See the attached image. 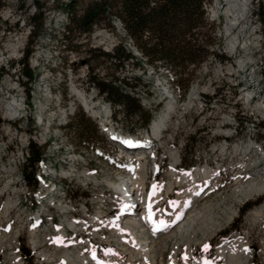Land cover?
Wrapping results in <instances>:
<instances>
[{
  "label": "rangeland",
  "instance_id": "1",
  "mask_svg": "<svg viewBox=\"0 0 264 264\" xmlns=\"http://www.w3.org/2000/svg\"><path fill=\"white\" fill-rule=\"evenodd\" d=\"M28 1L0 0V53L4 55L0 56V69L3 70L0 73V189L5 186L7 189L0 197V264L11 263L7 243L13 244L22 264H59L64 261L66 252L73 256L78 250L85 258L92 247L100 255L114 249L124 261L143 264V257L130 261L129 254L115 239L112 229L126 230V226L121 221L120 224L117 222L123 204L119 190L112 185L124 186L131 168L142 162L148 172V196L159 186L166 187L170 182L168 172L174 167L173 152L176 162H181L178 172L194 167H206L218 172L212 180L209 179L212 181L208 186L209 195L200 197L195 206L199 210H209L207 207L211 206L216 220L221 223L225 214L223 210L238 206L235 190L247 186L252 180V176L243 175V171L248 169L249 172L258 173L264 168V40L259 46L253 37L257 36L258 27L264 32V8L261 7L257 14V4H261L262 0H249L248 15L237 21L232 29L233 35L238 36L240 46L247 43L250 48L248 55H252V59L240 68L236 62L245 58L246 52L240 46L233 51L229 48L232 36L225 33L226 0H212L209 3L206 17L212 28L207 25L203 30L207 29L213 37L210 49L223 53L228 60L219 61L212 54H207L191 75L186 90L177 81L179 74L168 63L156 61L153 66L147 63L132 40L125 37L122 24L115 16L109 17L108 22L98 24L92 32L74 33L66 38V4L70 0H30V9H36L34 14L26 6ZM90 1L93 0H77L76 9L81 11ZM119 42L132 52L133 58L120 67L110 62L94 65L92 73L114 80L125 78L131 82L135 81L134 77H139L140 84L134 91L128 86L122 88L126 92H133L143 109L150 113L151 119L147 125L143 124L141 117H132L122 107H114L88 83L90 66L84 60L87 49L109 51ZM27 49L26 66L33 73L30 80L23 72L25 66L22 57ZM16 80L23 96L15 88ZM193 90L197 94L192 104L187 106ZM77 91L88 105L79 99ZM248 96L251 98L249 101ZM14 100H21V110L13 109ZM170 100L175 102V110L164 126L161 138L156 142L153 140L154 157L150 150L145 155H138L140 151L129 150L123 142L111 138L110 128L121 134L137 136L138 139L143 137L141 139L144 140L147 138L144 136L146 129H150L152 120ZM260 107L262 110L258 111ZM81 114L97 128L94 140L89 145L79 141L78 133L70 125ZM105 123L111 126L105 127ZM32 136L34 140L30 138ZM9 141H14V144ZM26 141L41 149L34 165L36 173L47 174L46 182L59 180V190H42L45 187L43 184L35 187L26 183L22 174L27 158L23 152ZM224 146L229 149L222 153ZM234 146H239L241 151H233ZM26 148L30 149L29 146ZM125 152L128 156L122 157ZM154 167L158 171L151 182L149 175ZM203 182L200 179L197 184L176 186L173 191L154 197L156 219L160 217V210L166 214L172 207L178 209V202ZM98 193L101 196L99 199H103L99 203L96 199ZM171 201L177 204L171 206ZM7 203L11 206L9 211H6ZM245 203H249L250 207L242 211ZM263 203L264 192L251 195L237 207L236 215L227 223L222 222L212 230L211 227V234H203L202 230L208 226L202 229L201 224L197 225L186 239L190 241L189 244L179 242L175 236L167 239L160 264L175 262V255L185 252H195L211 260L207 262L226 263L227 258H222L216 250L222 240L233 238L240 241L237 247L241 248V252L244 255L248 253L249 264H264V211H257ZM100 206L103 214L96 221V217L91 216ZM38 212L44 220L53 222L52 228L55 227V230L64 227V216L66 222L68 219L78 223L84 220L83 225H78L83 229L79 235L67 232L65 240L70 241V245L59 249L54 240L56 231H43L38 227L36 234H31L32 216ZM67 226L69 224L66 223L64 228ZM158 234L153 239L152 235L149 237L159 241L169 235L162 231ZM130 237L129 234L125 235V238ZM32 238L37 240L36 246ZM130 241H126L129 243L126 246L133 245ZM205 245L208 246L207 250ZM196 255L179 264H190Z\"/></svg>",
  "mask_w": 264,
  "mask_h": 264
},
{
  "label": "bare ground",
  "instance_id": "2",
  "mask_svg": "<svg viewBox=\"0 0 264 264\" xmlns=\"http://www.w3.org/2000/svg\"><path fill=\"white\" fill-rule=\"evenodd\" d=\"M248 5H249V0H226V6L224 9V15L226 16V19H227V23L225 26V29H226L225 33H227V35L232 36L229 41V48L231 51H233L234 49L238 48L241 45L239 42L238 36L233 35L232 29L233 27H235L234 25L236 24L237 21L245 18L248 15V9H249ZM240 47H242L243 50L245 49L246 56L245 58H240L237 60L236 65L239 68L242 67L244 64H246L247 61H250L252 59V55H248L250 54L249 45L245 43L244 45ZM247 92L248 91L246 90V93ZM76 93L79 99L80 100L82 99L84 104L88 105L86 104V101L84 100V97L82 96V94L78 91ZM196 94L197 92H195V90H193L190 93L189 100L186 104L187 106H190L192 104ZM243 95L246 97V94H243ZM250 99H251L250 96H248V101ZM174 103L175 102L173 100H170L167 103L166 108H164V110L152 120L150 124L149 132L147 134V138L144 139L145 141L142 139H138L137 137L122 135L121 133H118L114 129L110 128L109 133L111 134V138L115 141L123 142L122 144L123 145L125 144V147L129 150L132 149L134 150V152L140 151L138 155H145L147 150H150V152L153 154V157H154L155 150H154L153 138H157L158 136H160L159 138H161V135L164 131V126L167 124V122L171 118V114L175 110ZM14 106L15 108L13 109L15 111L21 110L22 109L21 100L20 102H17L16 100H14ZM8 107L10 106L8 105ZM261 110H262L261 107L258 108V111H261ZM5 111H6V107H5ZM129 138H132L135 142L138 141L140 145L137 144V145H134L133 147L130 146L129 143H133V142L131 141L127 143L126 139H129ZM232 148H234L233 151L236 150L237 153H238V150L241 149L239 146H234ZM221 149H222L221 152L225 153L227 152L229 148H226L224 146ZM172 158H173V163L175 164L176 162L175 152L172 153ZM247 170L243 171V173H245L243 175H247V177L248 175H251L252 180L247 186L243 185V186H240L239 189L237 188L235 190L236 195H238V200H236L237 201L236 203H238V206L245 199H248L249 197H251V195L257 194V193L260 194L264 192V168H262L261 172H258V173L249 172ZM168 173L170 175L169 184L166 187L159 186L154 191V193L150 194L149 196L147 194V178H148L147 167L145 163H142V162L140 164H137L135 167L131 168V174L128 178L125 179L124 186H119L117 184L112 185L114 186V188H117L119 190V193L121 196V202L123 204L122 212L118 214L119 216L117 217V221L118 220L121 221V224L124 225V227L126 226V230H121L114 226H113L114 229L112 230L114 231L115 239L117 240L119 245L123 247L124 251H126L129 254L130 261L132 260L138 261L143 257L144 259L143 261L145 264H154V263L160 264L161 260L163 259V253L167 247V244H166L167 239L175 236L176 238H179L178 239L179 242L186 241V243L189 244L190 241L186 239L188 238V235L194 231V228L197 225L201 224L202 229L203 227L208 226L207 228L202 230L204 232L203 234L206 235V233L208 232L210 233L211 227H212L211 230L213 229V227H219L222 222L227 223L233 216L236 215L235 213H236L238 206H236L235 208L227 207L225 210H223V213L225 212L224 218L222 217L223 221L219 223V221L216 220V217L213 214L211 206L207 207L209 210L207 209L199 210L195 206L197 201L200 199V197L203 196L204 198L205 196L209 195L210 187L208 186H210L209 184L212 183V181H209V179L211 178L212 180V178L216 176V174L218 173L216 170L207 169L206 167L205 168L204 167L203 168L194 167L192 168V170L178 172V170L172 166V168H170ZM240 174L239 175L242 176V172ZM239 175H238V178L240 177ZM200 179L203 180L204 182L202 184L197 185L195 189H193V191L188 196H186L185 198H182L178 202L179 204L178 209H174L172 207L171 211L166 214L163 213L162 210L158 212L160 214V217L156 219V222L158 223V225L162 222L165 223L166 226L162 230V233H169V235L166 237H163V239L159 241H156L157 239L151 240L149 235H152L151 237L153 239V236H158L159 234L158 232L157 233L151 232L150 228L152 225H148L145 222L144 218L142 217V213L144 211H148L150 213L157 214V212H155L153 207L148 208L147 204L152 202L154 197H159L166 192L168 193V192L173 191L174 187L176 186H182L183 184L185 185L186 183L197 184V182ZM6 191H7L6 186L1 188L0 197L3 196L6 193ZM100 197H101L100 193H98V196H96V199H98V203L99 201L101 202L103 200L102 198H101L102 200H100L99 199ZM124 200H125V203L123 202ZM175 204H177L176 201H171L169 203V205L171 206H174ZM13 205L15 206L16 204L13 203ZM10 207H11L10 204L7 203L6 211H9L11 209ZM257 211L258 212L264 211V203L261 204L257 208ZM102 214H103V210H101V206H100L97 208L95 214L93 213L91 218L96 217L97 219L96 221H99L100 218L102 217ZM32 218H33V225L29 229L31 234L32 235L34 233L36 234L37 230L39 229L38 227H40V229L43 231L45 230H49V232L56 231L54 235V240L57 241L56 246H58L59 249L65 248L68 245H70V241L68 240L66 241L65 240L66 237H64L65 233L67 232L66 229L64 228L65 224L66 223L69 224V227H72V226L75 227L77 225L84 223V220L82 221L80 220L81 222L78 223L76 220H70V219H68L67 220L68 222H66V217L64 216L63 217V221L65 222V224H63L64 227L61 229L55 230L56 229L55 227L52 228L53 222L51 223L50 219L44 220L40 212L33 215ZM50 229H52V231ZM126 234H129V236L131 237L125 238ZM143 237H147V238L144 239ZM129 239H131L130 244L132 243L133 245L131 246L128 245L129 246L128 247L126 246V243H128L126 241L127 240L129 241ZM232 240H226L224 243L220 244L217 250L218 254L222 258H227L226 263H223V264H249L248 253L244 255V252H241L240 250L241 248L237 247L238 238L237 239L233 238ZM32 243L36 246L37 240L32 238ZM6 246L8 249V257L10 258V262H11L10 264H22L20 259L18 258V254L15 252L13 244L7 243ZM89 257H90V254L85 256L84 258L81 255L80 250H78L75 255L73 254V256L71 253L66 252L64 261H62L59 264H94L90 261ZM99 259L103 262V264H130V262L128 263L127 261H124L121 258V256L117 253V251L114 249H108L105 252V255L99 256ZM191 264H220V263L207 262V261H201L200 259H196L193 262H191Z\"/></svg>",
  "mask_w": 264,
  "mask_h": 264
},
{
  "label": "trees",
  "instance_id": "3",
  "mask_svg": "<svg viewBox=\"0 0 264 264\" xmlns=\"http://www.w3.org/2000/svg\"><path fill=\"white\" fill-rule=\"evenodd\" d=\"M212 0H93L85 5L81 11L76 9L77 0H70L67 4V24L65 37L70 34L92 32L93 26L101 22H108L109 17L115 16L122 24L125 37L132 40L134 47L148 64L156 61L168 63L179 74L177 81L186 90L193 72L204 61L207 54H212L219 61L228 60L221 52L210 49L213 37L208 34L205 5ZM258 8L257 14L260 12ZM109 24V23H108ZM67 28V30H66ZM121 42V41H120ZM117 43L111 51L100 48H88L85 57L88 71V83L108 99L113 106L119 105L124 112L132 117H141L144 125L151 119L148 111L140 105L139 98L132 92H126L122 87H129L134 91L140 84L139 77L134 82L125 78L108 79L92 73L94 65L110 62L120 67L133 54L122 43ZM29 54L27 49L23 55L24 74L31 79L32 72L26 66ZM95 62V64H93ZM141 67V66H139ZM34 77V76H33ZM70 125L78 133V139L84 145L93 142L96 125L83 114ZM29 156L22 167V174L27 184L36 186L34 165L40 154V146L29 145ZM250 207L245 203L242 211Z\"/></svg>",
  "mask_w": 264,
  "mask_h": 264
},
{
  "label": "built area",
  "instance_id": "4",
  "mask_svg": "<svg viewBox=\"0 0 264 264\" xmlns=\"http://www.w3.org/2000/svg\"><path fill=\"white\" fill-rule=\"evenodd\" d=\"M26 6L27 7H29V9H30V0L26 3ZM261 7H263L264 8V0H262L261 1V4L260 3H258L257 4V9L258 8H261ZM205 9H206V14H207V6L205 5ZM49 11H51V9H49ZM29 12H31V14H34V12H36V9H30L29 10ZM34 17V16H33ZM5 20H7V18L5 19ZM112 22V21H111ZM114 24V23H113ZM25 25H26V23H25ZM115 25V24H114ZM29 26V25H28ZM96 26H98V25H94L93 26V28H95ZM113 28V27H112ZM29 29L30 28H28V31H29ZM254 37V39H255V42H258L259 43V46H260V43L264 40V32H262L261 30H260V28L258 27L257 28V36H253ZM253 39V40H254ZM115 46V45H114ZM114 46H112L110 49H109V51H111L112 50V48L114 47ZM0 56H4L3 55V53H0ZM23 58V57H22ZM27 58H28V56H27ZM27 61V60H26ZM31 70V69H30ZM3 70H1L0 69V73L2 72ZM32 72V71H31ZM263 74H264V71H263ZM262 78V77H261ZM30 80V79H29ZM16 90L22 95V91H21V89H20V87H19V83H18V81L16 80ZM23 96V95H22ZM30 138H32L33 140H34V138H33V136L32 137H30ZM27 140H28V138H27ZM9 143H13L14 144V141H9ZM29 144H30V141H26L25 142V145H26V147L27 146H29ZM25 147V150L23 151V152H25L26 153V155H27V157H28V155H29V153H28V148H26Z\"/></svg>",
  "mask_w": 264,
  "mask_h": 264
},
{
  "label": "snow or ice",
  "instance_id": "5",
  "mask_svg": "<svg viewBox=\"0 0 264 264\" xmlns=\"http://www.w3.org/2000/svg\"><path fill=\"white\" fill-rule=\"evenodd\" d=\"M207 247H208V246H207V245H205V250H207Z\"/></svg>",
  "mask_w": 264,
  "mask_h": 264
}]
</instances>
